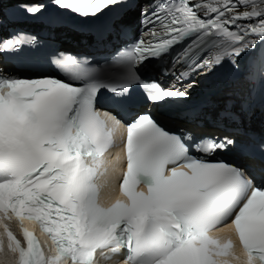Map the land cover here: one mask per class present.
<instances>
[{
  "label": "snow or ice",
  "instance_id": "6c2138e0",
  "mask_svg": "<svg viewBox=\"0 0 264 264\" xmlns=\"http://www.w3.org/2000/svg\"><path fill=\"white\" fill-rule=\"evenodd\" d=\"M50 2L58 13L35 0L14 15L55 27L70 12L96 47L120 46L100 63L24 32L0 40L3 264H264V133L241 126L264 115V0ZM137 14L133 37L124 21ZM221 74L242 86L240 111L229 101L212 119L191 101ZM98 95L195 128L172 134L140 111L122 124Z\"/></svg>",
  "mask_w": 264,
  "mask_h": 264
}]
</instances>
